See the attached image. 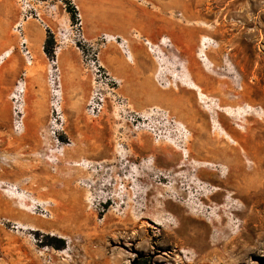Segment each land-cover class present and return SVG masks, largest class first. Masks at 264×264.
Returning a JSON list of instances; mask_svg holds the SVG:
<instances>
[{
    "label": "rangeland",
    "instance_id": "obj_1",
    "mask_svg": "<svg viewBox=\"0 0 264 264\" xmlns=\"http://www.w3.org/2000/svg\"><path fill=\"white\" fill-rule=\"evenodd\" d=\"M0 61V264H264V0H0Z\"/></svg>",
    "mask_w": 264,
    "mask_h": 264
},
{
    "label": "bare ground",
    "instance_id": "obj_2",
    "mask_svg": "<svg viewBox=\"0 0 264 264\" xmlns=\"http://www.w3.org/2000/svg\"><path fill=\"white\" fill-rule=\"evenodd\" d=\"M7 54V53H6ZM1 62V61H0ZM24 91V90H23ZM213 162V164L214 163H216L217 164V162L218 161H216V160H212ZM230 163V171H229V179H230V181H224L225 179H221V180H218V179H216L215 177H217V174L215 173V172H213L214 174L213 175H211L212 177H210L211 178V184H212V186L214 187L213 188V191H211V193L209 192V195H208V198L211 200V199H213V198H217V197H221V196H223L224 195V193H223V188L221 189V188H218L219 186H218V182H221L222 184H224L228 189H233L234 188V185H235V180L233 179V167H234V163L233 162H228V164ZM239 170V169H238ZM204 172V171H203ZM200 175H202L201 174V172H200ZM201 177V176H200ZM203 177H205V176H203ZM209 189V188H208ZM208 192V191H207ZM179 195V194H178ZM179 197V196H178ZM232 197H234V194L232 195ZM171 198V197H170ZM178 199V198H177ZM222 200V199H221ZM179 200H176V205L177 204H179V202H178ZM215 201V200H214ZM171 202H173V201H171ZM218 202V201H217ZM219 202H220V199H219ZM166 204V203H165ZM185 204V203H184ZM178 207H179V205H177ZM166 207H168V206H166ZM174 207V206H173ZM177 207V208H178ZM182 207V206H181ZM165 208V207H164ZM186 208V207H185ZM184 209V208H183ZM188 209V208H187ZM192 209V208H191ZM190 209V210H191ZM178 210H179V208H178ZM185 211V210H184ZM181 212H182V208H181ZM182 214H183V212H182ZM180 215V214H179ZM184 215V214H183ZM193 215V214H192ZM191 215V216H192ZM191 216H189V218L188 219H190L189 220V222H194L195 220H197V219H199V221L198 222H200V226H202L203 227V229H204V232H208V231H210L212 228H213V226H218V227H216L220 232H221V235H223V231L224 232H227L228 233V227L231 225V224H229V223H227V222H225L226 224L223 226V224L222 225H220L219 223H218V221L219 220H216V219H219V218H216V219H213V220H211V222H207V221H205V220H201V219H203L201 216H200V214L198 215L199 217H197L196 215V217H192L191 218ZM188 217V216H187ZM225 218V217H224ZM228 218V217H227ZM192 219V220H191ZM223 220V219H222ZM187 221V220H186ZM195 223V222H194ZM223 223V222H222ZM232 223V222H231ZM199 224V223H198ZM213 230H214V228H213ZM231 232H232V230H230ZM226 233V234H227ZM230 233V232H229ZM196 236L195 237H198V235H201V233L199 232V231H197V233L195 234ZM233 235V234H232ZM235 236H236V234H235ZM206 237V236H205ZM207 239V238H206Z\"/></svg>",
    "mask_w": 264,
    "mask_h": 264
},
{
    "label": "built area",
    "instance_id": "obj_3",
    "mask_svg": "<svg viewBox=\"0 0 264 264\" xmlns=\"http://www.w3.org/2000/svg\"><path fill=\"white\" fill-rule=\"evenodd\" d=\"M22 45L24 46V55L26 57V61L28 64H32L33 62V54L31 52V50L28 48V45H27V39L26 38H23L22 39ZM58 78V76H57ZM57 78H56V81H57Z\"/></svg>",
    "mask_w": 264,
    "mask_h": 264
},
{
    "label": "trees",
    "instance_id": "obj_4",
    "mask_svg": "<svg viewBox=\"0 0 264 264\" xmlns=\"http://www.w3.org/2000/svg\"><path fill=\"white\" fill-rule=\"evenodd\" d=\"M50 42H51V39H50V37H48L47 40H46V43H45V47H44V50H45V52H46L48 55H50L51 52H52V50L49 48ZM61 241L63 242V240H61ZM56 247H57V248H62V247H64V246H63L62 244H57Z\"/></svg>",
    "mask_w": 264,
    "mask_h": 264
},
{
    "label": "crops",
    "instance_id": "obj_5",
    "mask_svg": "<svg viewBox=\"0 0 264 264\" xmlns=\"http://www.w3.org/2000/svg\"><path fill=\"white\" fill-rule=\"evenodd\" d=\"M3 62H4V60H3Z\"/></svg>",
    "mask_w": 264,
    "mask_h": 264
}]
</instances>
